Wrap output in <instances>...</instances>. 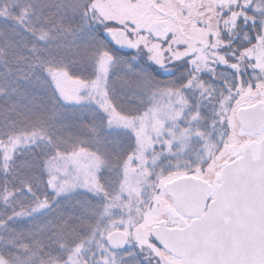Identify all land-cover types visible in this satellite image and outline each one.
<instances>
[{
  "label": "snow or ice",
  "instance_id": "obj_1",
  "mask_svg": "<svg viewBox=\"0 0 264 264\" xmlns=\"http://www.w3.org/2000/svg\"><path fill=\"white\" fill-rule=\"evenodd\" d=\"M0 264H264V0H0Z\"/></svg>",
  "mask_w": 264,
  "mask_h": 264
}]
</instances>
